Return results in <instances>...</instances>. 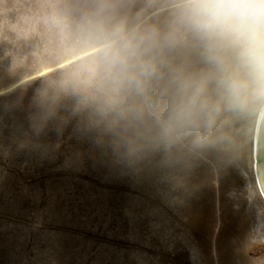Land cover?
Listing matches in <instances>:
<instances>
[{
	"label": "clouds",
	"instance_id": "9594fccd",
	"mask_svg": "<svg viewBox=\"0 0 264 264\" xmlns=\"http://www.w3.org/2000/svg\"><path fill=\"white\" fill-rule=\"evenodd\" d=\"M28 18L37 126L74 118L131 170L228 160L264 136V0H33Z\"/></svg>",
	"mask_w": 264,
	"mask_h": 264
},
{
	"label": "rangeland",
	"instance_id": "374dc122",
	"mask_svg": "<svg viewBox=\"0 0 264 264\" xmlns=\"http://www.w3.org/2000/svg\"><path fill=\"white\" fill-rule=\"evenodd\" d=\"M32 5L0 0V264H165L163 250L176 257L188 254V244L197 248L201 215V233L211 239L217 208L226 213L235 205L231 193L242 208L254 196L251 221L264 234L253 139L228 160L163 168L150 159L131 170L77 132L74 118L59 132L56 121L37 126L33 100L41 81L32 68L44 53L22 38L35 28ZM223 226L225 248L242 244L230 223Z\"/></svg>",
	"mask_w": 264,
	"mask_h": 264
},
{
	"label": "bare ground",
	"instance_id": "6f19581e",
	"mask_svg": "<svg viewBox=\"0 0 264 264\" xmlns=\"http://www.w3.org/2000/svg\"><path fill=\"white\" fill-rule=\"evenodd\" d=\"M253 142H252V169H253L254 179L253 180L250 179V180H252L253 182L255 180L258 192L261 196L260 198H262V200L264 201V197L262 195L264 193V173H263V169L261 168V164H262L261 162L257 161V164L254 166ZM249 184H251V186L253 185L252 182H249ZM215 192H217V191H215ZM233 192L236 193V191H233ZM255 193H257L256 190H255ZM236 195H237V193H236ZM228 197L230 200L235 202V205L232 208L230 207L231 209H229V211H227L226 213H222L220 211V208H217V212H216V214H217V216H216L217 225H216V228L214 230V234L212 235V237H210L211 239L208 240L204 236V233H201V231L203 230V229H201V227H203L205 224L204 223L205 218L201 215L200 223H199V219H198V223L196 222L197 224H199L197 226L200 227V230H199L200 232L196 229L198 231V233H200V236L198 238L199 241H197L198 242L197 248L191 247V245L188 244L190 246V247H187L188 248V254L181 253V254L177 255L176 257L174 256L176 254V252L175 253L170 252L167 249L163 250L161 253H162V260H163V262H165V264H264V234L262 232V228H261L260 223H257L254 226L253 225L254 222L251 221V219L254 217V214H256V212H257L256 211V202L253 198L254 196L248 197V202H247L246 208L245 207L242 208V205H241L242 202L240 201L239 196L237 197L234 195V193H231L230 196L228 195ZM225 199H226V196H225ZM231 202L229 201L230 206H232ZM225 208H226V206H225ZM210 220H209V222H210ZM224 222L231 224V227L233 228V230L236 233H238V236L242 239V244L240 242V244L235 245L237 243L234 241L235 240V238H234V240H233L235 242L234 244L233 243L229 244V245L227 244L228 245L227 248H225V246H223L224 243H222L221 238H223L224 235L226 236V234L228 233V232H226L227 230H225V228L223 226ZM199 227H198V229H199ZM229 233H232V232L230 231ZM236 236H237V234H236ZM232 237H234L233 234H232ZM228 239H230V238L228 237ZM237 239L238 238H236V241L239 240V239L238 240ZM228 242H230V241H228ZM234 252L236 254H234ZM239 252L244 253L243 258L240 257Z\"/></svg>",
	"mask_w": 264,
	"mask_h": 264
},
{
	"label": "water",
	"instance_id": "95a60500",
	"mask_svg": "<svg viewBox=\"0 0 264 264\" xmlns=\"http://www.w3.org/2000/svg\"><path fill=\"white\" fill-rule=\"evenodd\" d=\"M253 141L254 166L257 164V161L261 162V168L263 169L264 173V136H261L258 133L253 138ZM262 195L264 197V193Z\"/></svg>",
	"mask_w": 264,
	"mask_h": 264
}]
</instances>
